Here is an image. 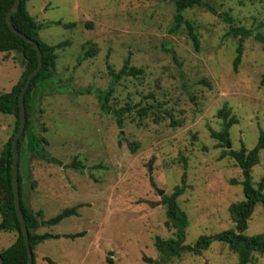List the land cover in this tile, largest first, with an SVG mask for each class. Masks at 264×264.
I'll use <instances>...</instances> for the list:
<instances>
[{
  "label": "rangeland",
  "instance_id": "1",
  "mask_svg": "<svg viewBox=\"0 0 264 264\" xmlns=\"http://www.w3.org/2000/svg\"><path fill=\"white\" fill-rule=\"evenodd\" d=\"M204 1L214 13L198 7L184 13L198 36L197 49L185 26L170 33L172 0L29 1L30 15L43 26L40 39L65 45L57 51L55 90L37 99L32 117L46 154L63 166L26 152L31 177L22 173L23 199L45 221L78 208L77 216L35 231L60 235L35 247V264H107V257L115 264H163L155 239L173 237L162 201L176 188L183 190L177 203L189 221L186 244L235 228L230 209L245 199L242 171L221 156L242 145L252 150L264 132V53L253 38L245 40L235 72L238 43L227 35L223 14L235 27L264 35V0ZM85 46L96 55L85 59ZM126 61L143 74L114 84L109 67L118 73ZM24 70L21 55L0 52V95ZM111 87L110 111L130 109L122 114L123 128L101 110L98 92ZM225 107L238 119L230 149L211 137L222 130L218 113ZM14 124L13 116L0 114V153ZM75 158L83 171L69 167ZM96 165L101 168L92 169ZM251 176L256 188L264 183V149ZM263 233L264 206L258 204L245 235ZM15 239L0 232V252ZM167 264L240 263L228 245L213 242L201 256L186 254ZM250 264H264V255L253 254Z\"/></svg>",
  "mask_w": 264,
  "mask_h": 264
},
{
  "label": "trees",
  "instance_id": "2",
  "mask_svg": "<svg viewBox=\"0 0 264 264\" xmlns=\"http://www.w3.org/2000/svg\"><path fill=\"white\" fill-rule=\"evenodd\" d=\"M16 0H0V52L9 54L15 52L22 56L25 62V70L21 75L17 84L12 88L9 93L0 95V114L13 116L15 119L14 129L10 139L4 144L0 153V232H8L16 235L15 242L6 250L0 252L4 264H29L27 251L24 241L21 224L16 214L15 198L13 191V147L12 140L14 139L19 125H20V106L19 97L22 88L28 76L37 68L38 56L37 52L32 45L26 43L24 40L16 36L8 27L6 18L10 10L14 6ZM30 0H20V5L16 13L11 17L13 27L23 35L35 41L41 52L43 67L41 71L33 79L29 89L25 94V109H26V126L23 135L17 141L19 152V192L21 210L26 222L28 231V238L30 247L33 251V260L35 264L34 250L37 245L48 240L59 239L60 235L51 233L37 234L35 231L44 224L46 227H53L61 223L64 219L77 216L78 208H71L64 210L60 215L49 219L43 220L42 214L33 213L26 205L23 199V182L22 173L27 178L31 177V172L28 168V161L25 153H29L39 159L46 160L58 166H63L62 162L50 158L45 152V145L47 142L45 138L34 130L32 125L33 113L39 104L37 100L44 92L53 94L55 88L53 87V80L56 73L57 65V51L64 48L65 45L49 46L44 43L39 36V32L43 26L37 23L28 11V3ZM175 5L174 26L170 33L173 34L182 26H185L190 40L193 42L195 48H198L199 40L194 31L191 23L187 22L184 18V13L195 7L207 9L209 12L214 13V9L204 0H172ZM226 22L229 25L228 36L237 39L236 56L233 60V69L237 72L241 64L245 40L253 38L257 43L261 44L264 53V35L252 29L244 27H235L233 19L227 14H223ZM58 26L64 28H74L73 24L64 25L62 22L56 23ZM84 58L88 59L96 55V50L85 46ZM92 51V52H89ZM109 74L112 77L113 83H118L125 77H137L143 74L142 69L131 67L129 62L126 61L123 68L116 73L109 67ZM262 84H264V75L262 76ZM113 91V88L106 91L98 92L101 110L105 114L112 113L116 118L118 126L123 128L122 114L130 111V109L121 108L120 110L110 111L108 106V99ZM146 109L141 111L144 115ZM218 117L223 120L222 130L220 132L212 131L211 137L220 142L221 146L227 147L231 142V130L238 124V119L232 114L229 108H224L218 113ZM264 149V132L262 131L259 136L257 146L252 150H248L244 145L240 150L224 151L221 158L229 157L234 160L242 171L244 200L231 207L230 213L233 219L235 228L225 231L216 236L206 237L202 236L195 244L188 245L186 241V232L189 226L187 215L177 203V198L182 194V188H176L173 195L170 197L165 196L162 203L167 209V222L166 227L173 230V237L169 239H162L157 237L155 239V248L159 252L160 259L163 264H167L172 260L179 259L186 254L194 256H201L204 251H207L213 242L224 243L229 246L230 250L237 254L240 264H250L253 254L264 255V233L259 236L249 237L245 235L248 221L250 220L255 207L258 204L264 206V183H261L258 188L255 187L251 171L259 163V154ZM70 168L78 171H83L84 166L77 158L69 165ZM101 166H93L92 169L97 170ZM80 235H68L69 239H76ZM107 264H115L111 257H107ZM151 262V260H148Z\"/></svg>",
  "mask_w": 264,
  "mask_h": 264
},
{
  "label": "water",
  "instance_id": "3",
  "mask_svg": "<svg viewBox=\"0 0 264 264\" xmlns=\"http://www.w3.org/2000/svg\"><path fill=\"white\" fill-rule=\"evenodd\" d=\"M20 5V0H16L14 6L10 10L9 14L7 15L6 21L8 24L9 29L19 38L24 40L26 43L30 44L33 46L35 51L37 52L38 56V65L37 68L28 76L24 87L21 90L20 97H19V106H20V125L18 128V131L12 140V147H13V168H12V175H13V191H14V200H15V208H16V214L18 216V219L21 224V229L23 232L24 236V241H25V246H26V251H27V257H28V263L29 264H34L33 260V251L30 247V242L28 238V231L26 227V222L21 210V204H20V192H19V170H18V163H19V152H18V147H17V141L19 138L23 135L25 131V126H26V109H25V94L27 90L29 89L33 79L35 76L41 71L43 67V62H42V52L38 46V44L28 38L27 36L23 35L22 33L18 32L12 25L11 22V17L14 13L17 12L18 8ZM227 148L230 149V145L227 144ZM160 193V195H162ZM0 264H4L2 257L0 256Z\"/></svg>",
  "mask_w": 264,
  "mask_h": 264
},
{
  "label": "crops",
  "instance_id": "4",
  "mask_svg": "<svg viewBox=\"0 0 264 264\" xmlns=\"http://www.w3.org/2000/svg\"><path fill=\"white\" fill-rule=\"evenodd\" d=\"M0 220H1V218H0Z\"/></svg>",
  "mask_w": 264,
  "mask_h": 264
}]
</instances>
